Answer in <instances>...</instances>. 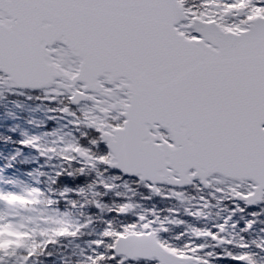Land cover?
Returning a JSON list of instances; mask_svg holds the SVG:
<instances>
[{"label":"snow or ice","instance_id":"snow-or-ice-1","mask_svg":"<svg viewBox=\"0 0 264 264\" xmlns=\"http://www.w3.org/2000/svg\"><path fill=\"white\" fill-rule=\"evenodd\" d=\"M52 77L75 84L74 102L107 97L102 163L126 175L163 169L177 183L186 169L201 182L231 174L248 180L239 198L257 186L264 198V0H0V83ZM155 233L151 222L105 231L112 254L93 259L176 252L180 264H208L203 245L175 249Z\"/></svg>","mask_w":264,"mask_h":264},{"label":"rangeland","instance_id":"rangeland-1","mask_svg":"<svg viewBox=\"0 0 264 264\" xmlns=\"http://www.w3.org/2000/svg\"><path fill=\"white\" fill-rule=\"evenodd\" d=\"M60 83V86H54L53 88H50L49 91H45L44 96L47 99L53 98V101L50 103V105H35V109L37 110H34V107H30L28 109V113H26L27 117L25 118V122L24 119H21L22 117L17 114L19 107L13 104V102L6 100V92H9L8 82L0 83V119L2 122L11 124V126L7 125L6 127L3 124L1 125L0 138H4L5 133H8L6 129L7 127L19 132L20 135L22 134V137L18 139V141H23L25 144L28 143V147H30V153L32 150H34L44 157V160L40 161L39 165L42 166L43 169H46L47 175L49 176H52L51 173L54 174L59 169V162L76 160L80 162L83 170L88 171L89 169H92L95 173V177L103 181L105 185L114 184L117 186L118 182L113 181L116 179L113 175H110V173L106 175V173H103L101 170H99L100 164H102L100 158L106 156V154L98 147H102L101 145L96 146L98 139L96 140L95 138H90L88 141V146L83 148L74 138L72 133V130L75 129L78 131L79 135H83L86 128H96L97 124H103L106 126L109 124L115 113L110 111H102V109L109 107L108 103L106 102L107 97L103 95L99 96L97 94L95 101H89L85 103L82 102L79 106L72 110L73 107L70 109L68 106V100H64V98L70 97L72 94L69 80L63 79L60 81ZM35 112L38 114V116L40 114L38 117L39 120L36 122L32 119L33 129L28 130V114L30 116L31 114L32 116H35ZM50 118L57 125V129L45 131L44 133V131L34 128L36 125L38 126L39 123H45V121ZM93 121H95V123H93ZM16 123L18 124L17 126L15 125ZM41 126L44 125L41 124ZM94 148L95 150H100V152L96 153L93 151ZM10 149L13 150L12 147H10ZM79 150H82L86 155V157L82 160L78 156ZM15 152L16 150L10 151L9 153L0 152V157L9 159L10 155L16 154ZM23 159V163L25 165L28 164V168L25 170L20 168L21 164H19L20 167H17L18 170H15V165H13L11 172H7L0 167V176L1 179H3V182L0 181V229H3L0 231V256L3 257V264L24 263V261L20 259L21 256L19 258L17 255L18 249L16 246L20 243L17 241L16 237L19 235V231L25 235V243L23 242L21 245H28L26 250L29 251L33 246L31 244L34 241V238L36 237L35 233H37L38 230L41 233L46 234L48 238L53 239L52 237H54V232L62 233L64 229L66 233L72 235V241H74L70 245V248L72 249L69 248V250L70 253H74L75 257L73 258V256L66 255V258H72L68 262L69 264H75L73 260H78L79 262H90L89 257H97V255L101 254L104 250L108 252V246L112 239L104 236L105 231H120L122 226L125 224L140 225L145 222H151L152 227L156 230L158 240L166 244H168L166 242L167 240L171 241L172 246L169 244L168 245L175 249H182L185 244L190 242L193 245L199 244L205 246L206 241L204 240V234L209 232V230L206 227L198 228L197 223H187L185 221L177 222L174 220L175 215L182 209L186 210L188 212L187 215L193 217V219L197 220V215L200 214L205 219L210 220V215L205 214L203 210L206 204L205 198L207 196L215 198L217 203L219 201L218 207L220 209V206L229 195L235 194L237 192L244 193L245 189L248 188L247 184L240 186V184L237 182L225 180L220 176L212 177L209 180L210 187L205 191L201 189L202 185L200 184L196 187L194 186L196 191L201 190L204 193L199 199L198 203H196V206H194V204H192L194 201H190L189 193L187 191L180 192L178 190H167L163 187H159L161 194L166 196V198L169 200L170 206L173 205V209L170 210V215L172 217H168V221L161 217L160 219L154 220V222H152L148 217H144V215H142V206L140 204L135 205L132 202H125L121 206V209H124L123 213H126L130 210L138 211L136 213L138 215V219L136 221H131L130 223L124 222L119 225L111 223L109 220L106 221V215L103 214L102 211L103 206L99 203H97V208L101 210L100 214L102 216L95 215L93 218L83 215L81 213L82 211L80 210L81 208H73L74 210L69 209L72 211L70 217L65 216L63 209L58 210L57 206L52 208H46V206H43L46 209H39L36 212L35 209H31L32 211L30 209H26L30 200L35 199V197L36 199L39 198L38 195L41 194V190L37 189V184L34 181L35 171H37V169H34L35 167L33 166L35 163L34 160L37 161L35 155L27 154L22 157V160ZM121 180L123 192L127 190H133L131 187L132 180L130 178L123 177ZM60 194H63V192ZM13 197L16 199H13ZM235 212H242L239 206H235V210L232 213ZM220 214V229H223V231L227 234L228 239L227 237L223 238L225 240L227 239L228 242H234V247L239 249L238 256L247 255L249 259L254 261L256 264H264V239L263 242H260L262 237H258L260 244H258L257 247L247 243V241L241 238L239 234H234L236 230L232 229L231 227H227L228 225L226 224L229 218L228 215L223 213L221 209ZM141 217L144 218L143 221H141ZM78 219L80 220V223ZM170 219L172 222L177 223L176 225L179 224L181 227H185V230H183V235L181 236L182 242L173 232V229H170L168 226ZM52 221H54V223H52ZM65 222L69 223L68 228L66 227L67 224ZM80 224L82 227L79 229V231L75 230L80 227ZM85 231L87 232V241H84V244L82 241L77 242L85 234ZM163 231L166 233V235L168 234V238H165L166 235ZM9 233L12 235L11 237H9ZM73 238L76 241L73 240ZM8 240L11 241V243L8 242ZM97 241H102L100 247H97ZM54 244L55 243H53V245ZM210 249H212V247H210ZM206 253L207 257L204 259L208 263L224 264L219 258H212V254L208 255L211 253L209 250H207ZM214 257H216V255ZM117 258L120 259L119 256ZM130 263L132 262H127V264Z\"/></svg>","mask_w":264,"mask_h":264},{"label":"trees","instance_id":"trees-1","mask_svg":"<svg viewBox=\"0 0 264 264\" xmlns=\"http://www.w3.org/2000/svg\"><path fill=\"white\" fill-rule=\"evenodd\" d=\"M9 92L7 93L6 100H15L16 104L27 106L29 104H42L43 106H49V102L47 99L39 98L35 101L33 98H29L28 96L19 93L17 90H13L10 87L8 88ZM36 94V93H35ZM69 105V104H68ZM70 106V105H69ZM71 107V106H70ZM4 112V109H3ZM2 123L0 119V124ZM55 122L52 120L48 121V128L49 130L54 129L56 127ZM57 128V127H56ZM8 129V128H7ZM10 131V129H8ZM74 134L78 135L77 131H73ZM8 133H6L7 135ZM14 133H9L8 136L14 137L18 139V135H13ZM81 145L86 146L87 141L90 138H97V142L99 143V133L96 131L95 128H89L86 130L85 134L81 137ZM88 138V139H87ZM2 142V141H1ZM96 143V145H99ZM102 146V145H101ZM107 156V150L104 146L99 147ZM96 153L100 152V150H94ZM103 173H109L106 163L100 164V169ZM106 174V175H107ZM110 175H113L116 179L113 180L118 182V185L114 184H104L103 181L95 177V173L92 169L88 171L83 170L80 162L74 160H70L69 162H64L61 164V172L53 179L51 182V187L56 190V194L59 196V202L62 205H70L73 208H81V213L88 217H94L95 215H100L101 210L97 208V203L102 204L103 206V214L106 215V221L109 220L111 223L114 224H122L124 222L130 223L131 221H136L138 219V215L136 214L138 211H128L123 213L121 211V206L125 202H132L135 205L142 206V215L144 217H149L151 220H157L160 217H166L170 211V203L167 198L164 196L157 197L155 193L151 192L147 185H143L142 183L138 182L136 179H131V187L133 188L132 191H125L123 192L122 180L123 176L118 172H110ZM110 181V180H109ZM70 189V190H66ZM83 189H88L87 193L83 192ZM78 191V192H77ZM64 192L63 194H60ZM80 192V194H79ZM73 202V203H71ZM82 202L83 204H80ZM230 208H233V205L230 204ZM243 213H239V218L235 219V223L240 226L241 228L244 226L243 229V236L249 238L250 233L255 236V234H263L264 237V203L262 206L253 209H247L245 206L242 205ZM216 215V213H214ZM181 221L189 220L190 222L197 223L198 228L208 227L211 231L219 232L216 229L218 225L216 218L213 221L208 219H204L203 217H199L196 219H192L191 216L186 214H181L180 216ZM188 222V223H190ZM179 229H182L180 227ZM78 236V235H77ZM87 232L80 238L79 241H84L86 239ZM71 238V239H70ZM58 240L63 241L62 246H58V240H54V243L49 246V250L43 251V253H47V257L51 261H62L63 256L65 254H70V245L72 240L71 234H63L60 237H57ZM69 243H68V241ZM73 240H75L73 238ZM76 241V240H75ZM77 241V242H79ZM113 241L111 240L109 243V248L112 246ZM54 247H53V246ZM44 250L43 246H39V252ZM65 251V252H64ZM102 253L105 255H111L112 253L109 251L104 250ZM100 255V254H99ZM97 255V257L99 256ZM74 257V254H72ZM119 260V258H117ZM67 263V262H65ZM76 263V262H75ZM77 264H114L112 261H99L92 259L91 262L88 261H77ZM130 264H156L155 262H147L144 260L132 262ZM234 264V262H232Z\"/></svg>","mask_w":264,"mask_h":264},{"label":"water","instance_id":"water-1","mask_svg":"<svg viewBox=\"0 0 264 264\" xmlns=\"http://www.w3.org/2000/svg\"><path fill=\"white\" fill-rule=\"evenodd\" d=\"M58 79L59 78H57V77H52L47 83H45L44 86L39 87V88L20 87V86H16L14 83H10V85L14 88H19V89L43 90V89H48V88L53 87L56 83V80H58ZM71 87L74 91L75 90V84L72 81H71ZM93 93H98V92H93ZM86 100H88V98L77 96L76 101L74 102L73 95L71 97V103L75 106L80 105L82 102H84ZM102 142L105 143L103 140H102ZM108 166L112 170H117V171L121 172L124 176L138 178L141 182H150L153 185L152 186L153 190L156 189V186L158 184H165V185L174 186V187H187V186L192 185L194 180L199 179V178H192V171L187 170V169L184 170L180 175V180L182 182L177 183L175 181V177L173 174H170L167 171H165L163 169H159V168L153 169L151 171H145V170L141 169V170H137L136 174L126 175L119 168L111 167L110 165H108ZM216 174L224 176L226 179L237 180L240 183L248 182V180L243 178V177L233 178V176L231 174H220V173L214 174L211 172L204 175V177H203L204 182H201V179H199V180L205 187H208L209 186L208 178H210L211 176H214ZM142 176L144 178H141ZM259 191H260V186H257V188L255 190H253L252 194H249V195L245 196L244 198H239V196L236 195L235 198L238 200L244 201L247 207H255L263 201V198L257 199V193ZM155 239L157 240L156 234H155ZM117 243H119V242H117ZM157 260L160 262V264H180L178 255H176L172 252L165 253V259L163 262H161V260L158 258H157ZM244 262H246V259L244 260ZM193 263L194 262H189V264H193Z\"/></svg>","mask_w":264,"mask_h":264},{"label":"bare ground","instance_id":"bare-ground-1","mask_svg":"<svg viewBox=\"0 0 264 264\" xmlns=\"http://www.w3.org/2000/svg\"><path fill=\"white\" fill-rule=\"evenodd\" d=\"M63 193H64V192H63ZM234 201H235V203H241V202H243V201L238 200V199H235ZM80 203L83 204L82 202H80ZM56 240H58V239H56Z\"/></svg>","mask_w":264,"mask_h":264},{"label":"clouds","instance_id":"clouds-1","mask_svg":"<svg viewBox=\"0 0 264 264\" xmlns=\"http://www.w3.org/2000/svg\"><path fill=\"white\" fill-rule=\"evenodd\" d=\"M66 190H70V189H66ZM82 191L87 193L88 189H83Z\"/></svg>","mask_w":264,"mask_h":264}]
</instances>
